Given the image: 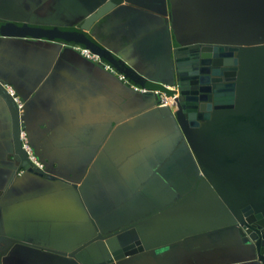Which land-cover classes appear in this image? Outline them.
Wrapping results in <instances>:
<instances>
[{
  "label": "crops",
  "instance_id": "0c3cea01",
  "mask_svg": "<svg viewBox=\"0 0 264 264\" xmlns=\"http://www.w3.org/2000/svg\"><path fill=\"white\" fill-rule=\"evenodd\" d=\"M94 6L95 0H0V15L68 25ZM90 35L142 74L168 82L175 43L264 35V0H123ZM82 48L0 36V80L24 103L23 130L55 177L19 170L12 117L0 97V223L7 235L32 244L16 246L4 264H101L94 246L74 258L34 245L68 249L92 236L95 225L116 230L151 209L150 202L163 207L176 197L167 180L178 176L176 166L165 164L181 139L168 106ZM108 264L261 263L225 232Z\"/></svg>",
  "mask_w": 264,
  "mask_h": 264
},
{
  "label": "water",
  "instance_id": "95a60500",
  "mask_svg": "<svg viewBox=\"0 0 264 264\" xmlns=\"http://www.w3.org/2000/svg\"><path fill=\"white\" fill-rule=\"evenodd\" d=\"M122 3L95 0L91 10L85 9L68 25L12 19L2 11L0 36L79 44L143 88L172 96L175 92L167 84L176 86L179 96L168 108L181 146L165 164L176 166L178 176L167 178L176 197L163 207L150 202L151 209L116 230L105 232L95 225L92 236L68 249L34 246L74 258L94 246L101 264H108L147 251L163 253L190 238L228 232L264 264V35L254 40L175 43L170 51V80L158 82L90 37L94 25ZM222 75L229 89L225 94L213 88ZM15 96L0 80V97L13 121L14 161L19 170L54 179L29 160L21 140L22 110ZM18 245L32 246L7 235L0 223V264Z\"/></svg>",
  "mask_w": 264,
  "mask_h": 264
},
{
  "label": "built area",
  "instance_id": "2783aa9c",
  "mask_svg": "<svg viewBox=\"0 0 264 264\" xmlns=\"http://www.w3.org/2000/svg\"><path fill=\"white\" fill-rule=\"evenodd\" d=\"M82 50V53L89 59H92L94 60L95 62H99L101 63L102 65H104V67L112 72H117V69L115 67H113L111 64L105 62V60L98 54L96 53H93L90 49L84 47L81 49ZM120 78L122 80H124L126 83L130 84L131 85V82L128 78H126L125 75L121 74L120 73ZM7 90L9 91V93H11L13 96L16 95V92L15 90L5 84ZM136 90L140 91V92H144V93H148V92H153V93H157L158 96H159V100H160V104L162 106H169L170 105V101L171 100H176V98L179 96L178 94V88L176 86H168L167 88L171 91H174L175 93L172 95V96H168L167 93L165 92H161V91H158V90H155V91H152V90H148L146 88H141V87H138L136 85H132ZM15 100H16V103L18 104V107L23 110L24 108V103L22 102V100L20 99L19 96H15ZM21 140H22V143H23V146H24V149L25 151L27 152L28 154V157H29V160L31 162V164L35 167V168H38V169H41V170H44V167H43V164L37 159V157L35 156L34 152H33V149H32V146L29 144V140H28V137H27V134L24 130H22V133H21ZM25 170L22 171V173H24Z\"/></svg>",
  "mask_w": 264,
  "mask_h": 264
},
{
  "label": "flooded vegetation",
  "instance_id": "af4514ba",
  "mask_svg": "<svg viewBox=\"0 0 264 264\" xmlns=\"http://www.w3.org/2000/svg\"><path fill=\"white\" fill-rule=\"evenodd\" d=\"M219 69H222L223 67H218ZM232 67H229L228 68V70H229V73L230 72H232L230 69H231ZM224 73V72H223ZM218 78H222V80H218V81H216L214 84H213V88H217V90L218 91H220V92H222V93H226L229 89L227 88V87H224V84L226 83L225 82V77L222 75V76H220V77H218ZM249 229H252V227L251 228H249Z\"/></svg>",
  "mask_w": 264,
  "mask_h": 264
}]
</instances>
